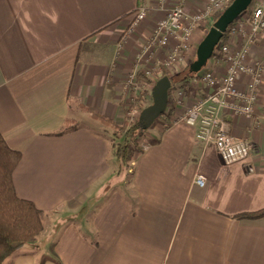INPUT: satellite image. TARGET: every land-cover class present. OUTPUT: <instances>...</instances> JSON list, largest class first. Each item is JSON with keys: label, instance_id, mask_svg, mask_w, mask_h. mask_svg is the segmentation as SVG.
I'll return each mask as SVG.
<instances>
[{"label": "crops", "instance_id": "0c3cea01", "mask_svg": "<svg viewBox=\"0 0 264 264\" xmlns=\"http://www.w3.org/2000/svg\"><path fill=\"white\" fill-rule=\"evenodd\" d=\"M205 2L0 0V133L20 152L14 190L43 223L2 264H264V215L237 217L264 208V74L252 116L230 117L251 145L242 162L224 163L175 105L120 169L110 128L93 117L121 122L124 80L147 64L136 56L158 20L176 4L194 12ZM142 6L146 17L129 27ZM204 34L199 25L193 52ZM227 34L236 47L241 36ZM263 44L262 36L251 45L250 64ZM192 78L178 83L201 91Z\"/></svg>", "mask_w": 264, "mask_h": 264}, {"label": "built area", "instance_id": "2783aa9c", "mask_svg": "<svg viewBox=\"0 0 264 264\" xmlns=\"http://www.w3.org/2000/svg\"><path fill=\"white\" fill-rule=\"evenodd\" d=\"M158 1L161 3L164 0ZM231 1L206 0L203 8L194 12H186L181 3L176 4L158 20L141 47L137 62L155 55L152 61H155L157 66L185 63L194 54L191 40L195 30L205 22L211 23L213 17L219 15ZM146 15V7L137 8L129 27L138 24ZM227 30L232 35L241 36L239 44L234 48L224 41L217 44L208 61L221 65L222 71L216 72L213 65L206 62L203 69L192 78L194 83L200 84L201 94L191 97V101L185 104L177 119L194 127L196 139L204 144H212L221 160L230 164L245 161L251 150L247 140L233 133L230 117L252 116L258 100L264 74V44L260 62L250 64L248 56L251 45L264 37V0H252L244 18L237 17ZM161 52L165 53L160 58ZM159 75V72L157 76L154 74L153 81H156ZM243 77L246 81L244 86L240 87L239 81ZM124 86H128L130 90L138 86L135 70L128 73ZM165 112H168V108ZM173 120H176V117ZM246 166L248 170H252L249 163H246ZM204 181L203 174L195 175L196 184L203 185Z\"/></svg>", "mask_w": 264, "mask_h": 264}, {"label": "trees", "instance_id": "16d2710c", "mask_svg": "<svg viewBox=\"0 0 264 264\" xmlns=\"http://www.w3.org/2000/svg\"><path fill=\"white\" fill-rule=\"evenodd\" d=\"M218 16L216 15L213 18V22ZM227 32L228 30L223 34L220 42L227 41ZM190 63L185 66L181 73L168 75L167 71H163L158 77L160 78L163 75L170 77L171 87L168 92V104L171 100L170 94L174 85L179 81L188 82L198 72L190 69ZM137 79L150 87L153 85V81L148 79L140 70L137 71ZM146 94L148 92L143 90L141 95ZM139 99L138 96L135 102H138ZM93 117L112 129V139H116L113 142V154L118 168H129L135 154L139 152L138 138L146 132L147 128H143L138 119L131 123L123 120L118 125L111 119L99 114H93ZM68 127L66 126V128ZM118 136L121 140L117 138ZM19 159L20 152L10 148L0 133V264L14 250L35 239L43 228L41 211L31 200L17 196L14 190L12 172ZM263 215L264 208H261L253 212L238 214L237 217L257 218Z\"/></svg>", "mask_w": 264, "mask_h": 264}, {"label": "water", "instance_id": "95a60500", "mask_svg": "<svg viewBox=\"0 0 264 264\" xmlns=\"http://www.w3.org/2000/svg\"><path fill=\"white\" fill-rule=\"evenodd\" d=\"M252 0H232L219 14L209 27L205 35L197 44L195 59L190 63V69L199 71L212 56L214 48L220 42L229 25L250 5ZM171 80L168 75L158 78L151 87L152 103L141 109L138 122L143 128H149L152 123L162 115L168 105V92Z\"/></svg>", "mask_w": 264, "mask_h": 264}, {"label": "rangeland", "instance_id": "374dc122", "mask_svg": "<svg viewBox=\"0 0 264 264\" xmlns=\"http://www.w3.org/2000/svg\"><path fill=\"white\" fill-rule=\"evenodd\" d=\"M249 7H250V5L248 6V8ZM248 11L249 10L244 11V16L246 15V13H248ZM212 22H213V19H212L211 23L210 22L203 23V26L205 28V33L207 32L209 27L212 25ZM136 58H137V56H136ZM152 59H155V55L147 57V64L143 63L144 62L143 60L138 61L137 62L138 65L141 64L142 61H143L142 62L143 64L140 66L134 67L133 70H135L136 72L138 70H140L148 79L153 81L154 80V74H156V76H157L158 72L160 75L162 74L163 71H167L168 75H175V74L181 73L184 70L185 66L195 59V52H194V54H192L190 59L186 60L185 63H179L178 62V63L174 64L173 66H171V65L170 66H164L163 64L160 66H157L156 62L152 61ZM136 61H137V59H136ZM156 66H157V68L155 69L154 67H156ZM154 82L155 81H153V83ZM182 84L183 83H178L175 85V88L180 87V94L175 95V100H173V99L170 100V102L168 104L169 105L168 106L169 107L168 112H164V114H162L158 118H156L155 121L152 123V125L149 128H151L153 125H158V123L160 121L162 123H163V121L169 122L168 121V119H169L168 115L171 114L175 105L178 108L176 110V112H177L176 114L182 113L184 108H185V104L191 101L190 100L191 97L199 96V94H201V93H196V92L200 91V90L196 89V87L194 88L195 89L194 91H196V92H193V91H191L193 89V87H191L189 84H188V87H184L185 85L183 84L184 85L183 86ZM124 88L126 89L125 95H124L125 100H124V105H123V114H122L121 122L119 124H121L123 120H126V122H130V123L135 122L138 119V115H139L141 109L152 103L151 87L149 85L144 84L143 81L138 80V86H136L132 90H130L128 86H124ZM143 90L147 91L148 94L141 95ZM138 96L140 99L138 102H135V99ZM178 101H179V103H178ZM177 104L178 105L180 104L181 107L178 106ZM109 131L111 133L112 129L110 128ZM148 136L145 137L143 134L138 138L139 150H140V147H143V144H146V143H148L149 140H151L150 137H148ZM117 138H119V136ZM114 140H116V139H114ZM119 140H121V139L119 138Z\"/></svg>", "mask_w": 264, "mask_h": 264}]
</instances>
